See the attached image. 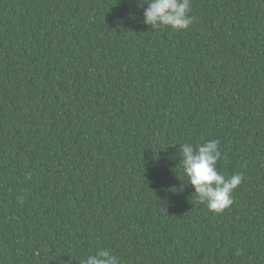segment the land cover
<instances>
[{"label":"trees","instance_id":"trees-1","mask_svg":"<svg viewBox=\"0 0 264 264\" xmlns=\"http://www.w3.org/2000/svg\"><path fill=\"white\" fill-rule=\"evenodd\" d=\"M145 2L0 0V264H264V0ZM210 140L219 213L180 163Z\"/></svg>","mask_w":264,"mask_h":264},{"label":"clouds","instance_id":"clouds-1","mask_svg":"<svg viewBox=\"0 0 264 264\" xmlns=\"http://www.w3.org/2000/svg\"><path fill=\"white\" fill-rule=\"evenodd\" d=\"M143 23L151 28L169 26L174 30H186L193 23L190 16L191 0H146ZM143 7V6H142ZM183 171L188 177L187 185L194 187L201 203L211 211H224L233 204V192L241 184L239 173L225 178L217 170L221 158L219 141L210 140L194 147L190 143L179 145ZM80 264H119V259L110 249L104 248L90 254Z\"/></svg>","mask_w":264,"mask_h":264}]
</instances>
